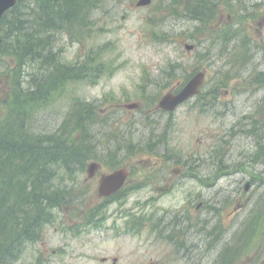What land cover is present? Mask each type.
Here are the masks:
<instances>
[{
  "label": "rangeland",
  "instance_id": "1",
  "mask_svg": "<svg viewBox=\"0 0 264 264\" xmlns=\"http://www.w3.org/2000/svg\"><path fill=\"white\" fill-rule=\"evenodd\" d=\"M137 1L103 0L95 12L96 27L101 30L83 44L72 40L66 47L63 58L70 61L88 52L91 45L105 44L104 60L109 72L97 85L67 82L66 94L57 100L45 99L43 109L35 117L43 115L40 122L46 132L52 133L70 107L72 96L94 101L99 105L97 110L102 112L99 119L105 117L104 121L91 124L99 136L93 147L99 155V168L90 176L88 165L96 159L74 157L76 172L65 174L63 169L55 168V173L58 172L53 183L70 189L69 194L60 200L62 209L51 225L42 228L41 241L26 243L12 264H39L40 261L45 264H186L189 258L185 254L176 253L171 244L157 240L150 230L129 232L123 226L127 213L122 217L113 213L155 211L167 225L184 220L193 230H198L199 221L207 218L210 229L220 221L222 230L231 238L233 233L235 236L240 233L251 209L264 200V164L260 163L261 155L256 157V139L264 142V88H261L264 77L255 76L264 69V0H228L219 6L213 22L202 24L204 29L193 28L194 32L189 34L186 30L184 36L177 35L174 41H164L163 34L159 40L152 39L149 25L153 19H163L165 31H180L173 29L177 19L168 12L178 0H153L146 7L136 6ZM231 25L245 33L233 36V29L226 33L225 29ZM241 39L251 43L252 62L234 74L228 64L232 57L226 49L244 45ZM187 43H193L195 49L187 51ZM13 60L11 53L0 51V125L5 121L11 101H6L12 93L11 78L7 74L15 66ZM169 62L180 63L182 68L172 80L162 74ZM195 66L207 71L208 84L200 97L180 106L166 119L162 116L157 119L154 115L157 121L153 122L140 116L136 110L145 108L165 92L176 90L184 75ZM38 68V62L25 66L29 81L24 86L28 89L32 88L31 75ZM161 79L174 83L167 87ZM219 83L220 89L216 86ZM134 103L139 107H126ZM122 133L121 140L109 138ZM153 138L162 142L159 146L156 144V153L139 152L132 157L124 153L126 144L143 147ZM222 145L229 150H225L229 157L223 159L217 154ZM113 162L119 168L128 167L132 171L127 187L139 189L129 191L121 202L104 207L108 218L102 225L90 216V211L102 201L98 192L100 181L102 174L113 171ZM170 177H174V185L158 195L155 186L167 183ZM247 183L251 184L248 191L245 190ZM217 203L222 209L221 216L214 210ZM92 222L102 227L95 228ZM229 240L223 237L221 243ZM263 242L264 236L259 246L251 249L239 264H252L255 260H259L257 264H264ZM194 257L196 250L190 259Z\"/></svg>",
  "mask_w": 264,
  "mask_h": 264
},
{
  "label": "trees",
  "instance_id": "2",
  "mask_svg": "<svg viewBox=\"0 0 264 264\" xmlns=\"http://www.w3.org/2000/svg\"><path fill=\"white\" fill-rule=\"evenodd\" d=\"M98 4L97 0H20L1 21L0 51L11 53L15 66L7 74L11 101L0 125V264H12L26 243L41 239L43 225L54 218L52 207L60 206L69 194L70 189L53 183L51 165L62 163L73 173L72 157L87 158L94 152L90 124L97 117L92 103L73 99L52 133L42 126L43 115H35L45 99L59 96L53 92H62L67 82L84 79L90 68L101 64L98 52L89 53L85 63L64 61L61 43L63 33L78 40L90 34ZM216 6V0H194L183 16H192L201 23L199 28L204 21L210 22L206 20ZM37 62L39 68L31 75L32 89H28L25 66ZM257 146L256 157L261 155L264 161V143L258 141ZM263 219L264 203L250 212L235 246H227L219 264H228L229 256L232 261L235 255L243 258L250 252L253 238L264 236Z\"/></svg>",
  "mask_w": 264,
  "mask_h": 264
},
{
  "label": "water",
  "instance_id": "3",
  "mask_svg": "<svg viewBox=\"0 0 264 264\" xmlns=\"http://www.w3.org/2000/svg\"><path fill=\"white\" fill-rule=\"evenodd\" d=\"M17 0H0V19L2 17V15L4 14V12L9 9L10 7L14 6L16 4ZM1 37H0V43H1ZM203 82V74H199L195 79H193L188 86L185 88V90L178 96H172V95H168L164 98V100L161 102V105L164 106L165 108L168 109H172L174 108L180 101H182L183 99H185L186 97H188L189 95L193 94L194 92L198 91V88L200 86V84ZM118 175V174H117ZM122 180H120L119 177H115L112 176V178L110 177H106L103 181V188L102 190L104 191V194H108L113 192L114 190H116L119 185L122 184ZM116 184V185H114ZM113 184L112 187L110 188V186H108L109 184Z\"/></svg>",
  "mask_w": 264,
  "mask_h": 264
}]
</instances>
